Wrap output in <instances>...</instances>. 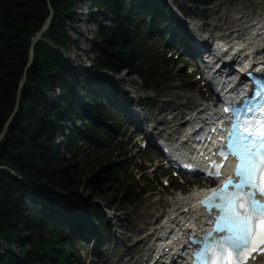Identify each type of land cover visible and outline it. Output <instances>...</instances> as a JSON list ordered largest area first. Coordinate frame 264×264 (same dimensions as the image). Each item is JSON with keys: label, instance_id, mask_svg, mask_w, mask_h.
<instances>
[{"label": "trees", "instance_id": "16d2710c", "mask_svg": "<svg viewBox=\"0 0 264 264\" xmlns=\"http://www.w3.org/2000/svg\"><path fill=\"white\" fill-rule=\"evenodd\" d=\"M49 3L53 19L29 65L32 40L51 13ZM83 6L89 19L107 18L110 24H98L93 48L85 50L91 68L77 69L66 52L71 45L81 48L69 29ZM171 19L167 0H0V135L18 106L0 141V264H78V242L100 243L105 229L112 233L101 202L134 208L148 193L129 168L113 161V151L125 155L111 144L119 128L116 105L122 111L127 106L115 99L118 86L101 72H127L151 89L160 76L154 69L168 62L146 58L142 40L156 33L167 42ZM175 38L180 44V36ZM84 190L93 202L63 206L55 197Z\"/></svg>", "mask_w": 264, "mask_h": 264}, {"label": "rangeland", "instance_id": "374dc122", "mask_svg": "<svg viewBox=\"0 0 264 264\" xmlns=\"http://www.w3.org/2000/svg\"><path fill=\"white\" fill-rule=\"evenodd\" d=\"M189 1L192 0H173L174 3L172 5L177 7L175 15L181 22V26H184L186 21L191 22L190 24L186 23V29H189L192 34L196 33L193 29L194 25L200 29L205 26V28L201 31H203L206 36H211L215 33L217 34L219 32V30H217V26L224 24L225 22L230 23V27L228 29L218 28L222 31L225 30V35H228L233 29H238L239 22L235 19L240 14H238V12L243 11V6L259 11L264 8V2L261 0H218L212 5L206 7L195 6ZM227 12H234L232 13V18L229 17L227 19ZM89 14L88 9L84 6L81 7V9H76L75 21L77 20L78 22L75 26L73 25L69 29V33L79 42L81 48L78 49L74 45H71L68 51V56L78 62V64L75 65L82 69L91 68V62L86 57L85 50L90 51L93 48L92 37L98 30V24H110V21L107 18L98 16L91 20L89 19ZM241 15L242 14H240V16ZM73 28H75V30ZM168 30L171 32L170 28H168ZM142 42L146 58L149 57L155 62L158 61L160 57H165L167 59H164V61L166 60L168 62L165 66H157L154 69L153 73L156 75V71L160 76H157V81L155 83L153 82L151 89L143 88L141 79L127 72H123L117 76L106 75L105 77L106 80L115 78L114 81L120 90L122 98L126 95L139 101L140 108L142 112L145 113L146 117L149 116L148 118L154 119V123L160 127L166 126L169 128L166 119L170 120V118L174 115L173 110H167L169 105L177 108L179 107V110L187 113L190 110L188 107L192 108L194 105L205 104V102L207 104V98L209 95L207 96L202 87L201 79L199 80L197 75L199 74L197 69L198 67L195 62L192 66L196 68V72L192 75L188 72L190 70L186 65V58L182 55L183 48L176 45L169 49L159 40H153V38L149 37H145V40ZM170 52L172 55L169 56ZM178 79H181L184 82H181ZM104 96L109 98L107 95ZM154 98L157 100H154ZM157 101L161 102L158 106L155 104ZM169 101L172 102L166 105V102ZM117 119L119 128L112 134L113 140H111V144L119 147V145H121L119 141L121 142V140H123L124 143L127 144L121 147V149L126 155H119L113 151L115 153L113 161L122 163L125 170L129 168L135 175L136 173L139 174V172L134 171V166L130 163H135L136 169L141 167L142 169H139L141 170L140 179L143 177L147 178L146 184L142 187L143 190H146L147 188H154V191L148 195L140 196L139 201L136 203L137 205L134 208L117 204L112 205L109 211L113 218H110V221L108 222H111L110 226L113 229V233L109 234L108 229H105L102 233V237L100 239L105 241V248L103 250L98 249L95 242L91 239L89 240V246L81 245V243L78 244L79 247L84 249L80 250L81 254L82 252L84 253V260L89 259L88 262H90V264H107L106 261L108 260H110L109 264H147L150 259L147 261L144 259L147 257L146 253H150V247L152 245L151 241L154 239V235L152 236L151 234L152 229L157 227L160 222L164 220L165 216L171 213L174 196H177L180 193L190 192L191 189L182 184V180L174 178V176L165 172V168L160 166V161L158 159L162 160V157L159 156L158 152L153 149L147 151L144 148H141L142 136L136 138L135 136L142 135L144 133L138 130L134 131L135 129L133 126H136V124L131 122L133 118L130 120L125 113H119L117 115ZM140 122H142V120ZM106 126L109 127L110 124H107ZM124 133L126 134V138L123 139L121 136L124 135ZM173 135L176 136L177 133H173ZM60 140L59 143L62 142V140ZM82 143L85 144V141H82ZM94 143L96 146L100 145L99 141H95ZM62 148L63 143H60L59 149L62 150ZM136 151L138 153L135 155ZM146 168L148 169L147 171H145ZM164 172L168 175L169 180L172 182V186L170 187L165 186V180L161 179ZM158 180H161L163 185H161ZM173 187H179L181 190L186 192L175 191ZM55 197L57 198L58 196ZM58 198V201L63 206L69 205V202H66L64 197L59 196ZM80 198L82 202L84 200L88 202L94 201L91 193L85 190L82 195H80ZM101 206V211L104 212V208L107 207L104 206L103 202H101ZM105 216L108 218L106 212ZM70 226L71 224L68 223L66 228ZM149 243L150 245H148ZM14 251H17V249H14ZM97 251L105 253L106 256L104 255V258L101 256L99 257ZM103 261L105 263H103ZM78 264L87 263L86 261L83 262L82 259V261L78 262Z\"/></svg>", "mask_w": 264, "mask_h": 264}, {"label": "snow or ice", "instance_id": "6c2138e0", "mask_svg": "<svg viewBox=\"0 0 264 264\" xmlns=\"http://www.w3.org/2000/svg\"><path fill=\"white\" fill-rule=\"evenodd\" d=\"M218 155L234 157L235 168L200 201L210 215L213 209L219 214L211 231L189 237L195 246L191 264H247L253 253L264 252V200L257 198L264 196V81L234 112ZM222 167L213 161L206 175L219 179Z\"/></svg>", "mask_w": 264, "mask_h": 264}, {"label": "bare ground", "instance_id": "6f19581e", "mask_svg": "<svg viewBox=\"0 0 264 264\" xmlns=\"http://www.w3.org/2000/svg\"><path fill=\"white\" fill-rule=\"evenodd\" d=\"M238 6V5H237ZM240 8V7H239ZM244 9L249 13V15L247 16L246 14H244V12L242 13V16L239 18H236L237 20H240L242 24H245V29L247 32V38H245L243 40V43L245 44H249V47L247 49H253L255 50V53L257 55H260L259 58L261 57V55L264 54V35L258 34L259 30H262L264 28V8L263 10L259 11V10H255V9H251V8H247L244 7ZM233 11V10H232ZM234 13V12H232ZM231 12H227L226 16L227 19L229 17H231L233 14ZM251 16V19L249 20V17ZM213 17V16H212ZM216 17V16H215ZM217 18V17H216ZM232 18V17H231ZM235 19V20H236ZM230 20V19H229ZM229 23V22H228ZM227 22H225L224 24H221L219 26H217L218 28H229L230 23L228 24ZM188 24H190V22H188ZM202 27V26H201ZM260 28V29H257ZM194 30H198L201 31L203 28H205V26H203L202 29H200L197 26L193 27ZM252 28L255 29L254 33L250 35V31L252 30ZM242 29V28H241ZM234 34H237L236 36H239L240 33H237V30L232 31L227 37H230ZM199 38H203L205 41L207 40V36L204 34L199 35ZM236 39V38H235ZM243 56V52L239 53V54H235L234 58L236 60L241 59ZM173 91V90H172ZM129 92V91H128ZM165 92V91H163ZM168 92V91H167ZM166 92V93H167ZM171 92V91H170ZM164 94V93H162ZM130 96H126L124 95L123 98H127ZM110 100V99H109ZM154 100H157L156 98H154ZM172 101L166 102V105L170 104ZM156 106H158L159 104H161L160 101H157ZM174 105V104H173ZM209 105V104H208ZM201 107H199L200 111L198 112V114H202L203 112L206 111L204 104L200 105ZM184 108V107H183ZM148 110V109H146ZM167 110H173L175 112V114L169 119H166L167 124L169 125L170 129H177V130H181L183 127H186V124H188V120L187 121H182L180 115L181 112L179 110V107H173L172 105H169V107L167 108ZM209 110H211V108H209ZM165 111V110H164ZM147 114V113H146ZM172 114V113H171ZM149 117V116H148ZM165 121V120H164ZM161 123V122H160ZM195 199V195L192 194H188V195H177L174 196L173 198V206L174 208L172 209V214L171 216H169L168 218H166L165 223L159 224V226L162 225H166L168 224L169 226H175L176 224L174 223V221H167V219L178 215L179 217H187L189 220H192L193 222H197V220H199L201 218L200 214L195 212V211H188L186 210V208H189V204L192 203V201H194ZM168 214V213H167ZM160 218V217H159ZM156 219V218H155ZM150 221V220H149ZM146 222V221H145ZM153 223V222H152ZM161 223V222H160ZM154 224V223H153ZM178 225V224H177ZM147 226V225H146ZM153 227V226H152ZM157 228V227H156ZM147 236V235H145ZM145 242V241H144ZM147 242V241H146ZM139 243V242H138ZM130 255V254H129ZM138 258V257H137ZM130 260V259H129ZM139 260V259H138ZM160 260V259H157ZM128 261V260H127ZM159 262V261H158ZM139 263V262H138Z\"/></svg>", "mask_w": 264, "mask_h": 264}, {"label": "water", "instance_id": "95a60500", "mask_svg": "<svg viewBox=\"0 0 264 264\" xmlns=\"http://www.w3.org/2000/svg\"><path fill=\"white\" fill-rule=\"evenodd\" d=\"M49 7L51 9V13L49 15V17L47 18L46 22H45V25L43 26V28L41 29V31L34 37V39L32 40V45H31V48H30V59H29V65L33 62L34 60V46L35 44L42 39V36L43 34L48 30L51 22H52V19H53V8L51 6V4L49 3ZM25 82H26V77H24L22 79V81L20 82V86H19V95L21 94L24 86H25ZM18 110V106L16 107V110H15V113L12 115V117L9 119V121L6 123L5 125V129L4 131L2 132V134L0 135V141L2 140V138L4 137L5 133H6V130L7 128L9 127V125L11 124L15 114H16V111Z\"/></svg>", "mask_w": 264, "mask_h": 264}]
</instances>
